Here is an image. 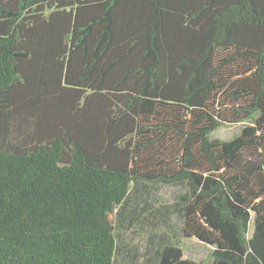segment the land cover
<instances>
[{"label": "trees", "instance_id": "obj_1", "mask_svg": "<svg viewBox=\"0 0 264 264\" xmlns=\"http://www.w3.org/2000/svg\"><path fill=\"white\" fill-rule=\"evenodd\" d=\"M0 264H264V0H0Z\"/></svg>", "mask_w": 264, "mask_h": 264}, {"label": "rangeland", "instance_id": "obj_2", "mask_svg": "<svg viewBox=\"0 0 264 264\" xmlns=\"http://www.w3.org/2000/svg\"><path fill=\"white\" fill-rule=\"evenodd\" d=\"M240 129V126H234V127H223L222 129H220L215 136H218L222 139H229L232 136H234ZM171 189H166L163 193H161V196L163 198V200H169L171 198V194H172ZM185 192V190H184ZM194 243L192 241H188L187 242V249H189L187 251L188 254V258H195L196 260H203L206 259L207 256L211 253V250L209 248H207L205 245H199L197 246L196 244L193 245Z\"/></svg>", "mask_w": 264, "mask_h": 264}]
</instances>
